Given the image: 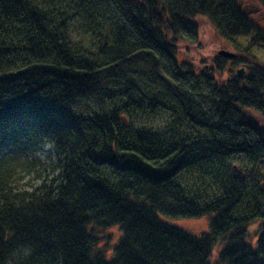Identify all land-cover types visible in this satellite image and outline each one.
Wrapping results in <instances>:
<instances>
[{"label":"trees","instance_id":"trees-1","mask_svg":"<svg viewBox=\"0 0 264 264\" xmlns=\"http://www.w3.org/2000/svg\"><path fill=\"white\" fill-rule=\"evenodd\" d=\"M198 17L264 46L239 0H0V143L49 142L59 171L57 185L18 192L19 170L0 161V264H209L220 242L215 264H264V189L246 181L264 167L252 116L264 115V66L221 84L180 67ZM244 62L216 57L210 71ZM160 114L161 128L140 125ZM159 215L209 216V232ZM112 227L116 246L101 237Z\"/></svg>","mask_w":264,"mask_h":264},{"label":"rangeland","instance_id":"rangeland-1","mask_svg":"<svg viewBox=\"0 0 264 264\" xmlns=\"http://www.w3.org/2000/svg\"><path fill=\"white\" fill-rule=\"evenodd\" d=\"M244 12L249 15L256 24L264 28V10L261 5L255 0H239ZM192 22L198 27L197 43L193 45H182L179 49V53L176 57L179 66H184L191 74L198 76L205 74L212 77L217 83L221 84L231 79L236 73L243 75L246 70L252 65L256 64L264 66V46L255 45L248 47L251 41V36L236 38L233 41H226L222 39L216 32L211 23L206 18H195ZM78 26H74L71 30V40L76 46L81 44L82 47L86 46L87 38L81 35ZM225 51L235 55L236 58H242L245 62L237 64L238 66L227 65L221 75L210 71L212 67L211 62L214 58L219 57L218 53ZM233 60V59H229ZM240 71L242 74H240ZM254 120L264 126V115L252 114ZM168 115L160 114L154 118H145L139 120L140 125L144 127H150L152 129L161 128L166 122ZM55 151L53 145L49 142H45L42 145L23 146L21 143H15L6 141L0 143V161L5 166L17 168L19 170V177L17 182L13 184V187L18 192L30 193L39 186H55L59 181V171L54 170L56 166ZM243 159V160H242ZM241 163V166H250L247 162H244L243 157H238L234 162ZM22 166H34V169L24 170ZM247 183L256 189H264V167L261 163H258L253 169V175L247 178ZM202 184H200L201 186ZM214 194V193H209ZM159 219L170 226L178 228L192 236L199 237L209 232V216L201 219H170L159 215ZM260 223V219H256L248 228L247 234L243 243L247 244L252 250L256 248V240L258 236L257 228ZM114 229H107L106 234L103 233L101 237L106 242V238L109 236V240L113 241L116 246L119 236V228L112 227ZM118 238V239H117ZM112 244V243H111ZM113 246V244L111 245ZM222 242L215 244L211 250V257L209 258V264H215L218 260L219 252L224 248ZM111 247L108 248V250ZM110 251V250H109ZM17 257L23 258L26 255L25 250H19ZM110 258V253L107 254Z\"/></svg>","mask_w":264,"mask_h":264},{"label":"water","instance_id":"water-1","mask_svg":"<svg viewBox=\"0 0 264 264\" xmlns=\"http://www.w3.org/2000/svg\"><path fill=\"white\" fill-rule=\"evenodd\" d=\"M218 56L219 57H223V58H226V59H234L236 56L231 54V53H228V52H225V51H221L218 53ZM240 74H242V72L240 71Z\"/></svg>","mask_w":264,"mask_h":264}]
</instances>
